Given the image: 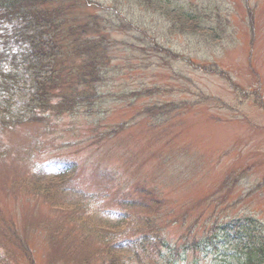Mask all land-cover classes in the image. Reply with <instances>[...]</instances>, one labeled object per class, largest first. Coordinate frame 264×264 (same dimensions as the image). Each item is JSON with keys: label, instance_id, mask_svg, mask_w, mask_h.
Instances as JSON below:
<instances>
[{"label": "rangeland", "instance_id": "obj_1", "mask_svg": "<svg viewBox=\"0 0 264 264\" xmlns=\"http://www.w3.org/2000/svg\"><path fill=\"white\" fill-rule=\"evenodd\" d=\"M92 1L94 11L110 6L124 17L114 14L124 24L102 32L119 72L100 83V99L73 112L0 126V264L124 261L132 252L119 241L137 235L160 248L164 238L186 251L188 264H220L213 247L223 233L214 225L233 224L234 237L264 236V0H182L200 14L208 3L201 15L223 38L203 29L206 41L170 31L133 0ZM87 12L78 6L65 17ZM67 54L55 69L70 92L73 46ZM249 217L261 223L237 221ZM196 240L200 250H183ZM157 247L140 256L157 261Z\"/></svg>", "mask_w": 264, "mask_h": 264}, {"label": "trees", "instance_id": "obj_2", "mask_svg": "<svg viewBox=\"0 0 264 264\" xmlns=\"http://www.w3.org/2000/svg\"><path fill=\"white\" fill-rule=\"evenodd\" d=\"M129 3L131 7L135 5L137 9L144 8V10L153 11L169 23L170 31L183 34L192 33L193 36L203 41L208 39L205 36L208 33L200 31L207 29L212 36L216 29L207 26L210 24H207L204 16L201 15L206 7L205 4L200 9L202 11L200 14L189 8L182 0H133ZM91 4H93L92 0H0V25L5 23L8 25L0 34L1 127L14 126L26 120L36 119L37 116H44L43 112L47 113L51 109H54L58 115L73 112L74 106L78 108L81 103H91L95 99H100V83L107 79L106 75H114L117 67L112 62L110 41L109 44H104L105 37L102 32L111 24L116 26L124 24L123 21L120 23L114 21L112 19L114 14L121 20L124 17L116 8L113 9L110 6L104 8L103 13H98L94 11V5L90 7ZM78 6L85 7L88 12L84 16L80 15L82 18L79 21L66 20L67 12L75 14L74 9ZM140 32L144 33V31ZM62 34L64 36L60 37ZM133 38L137 40L140 37H137L135 33ZM212 38L222 39L223 37L218 34L217 37L212 36ZM150 40L156 41L154 37ZM68 46H73L76 60L75 74L70 73L71 79H65L67 90L71 89L70 92L62 91L55 69L56 64L68 58ZM15 47L18 49L14 51ZM150 47L158 53L165 52L162 45L155 44ZM165 54L174 59L178 57L172 52ZM191 61L204 73H208L211 69L200 61L196 62L194 59ZM73 69L74 66L69 69V72ZM97 82L99 84L94 89V84ZM79 86L87 88L90 93L85 96L79 95ZM61 104L69 105L61 107ZM60 182L58 179V186ZM54 187L56 184L52 181L48 189ZM45 193L49 196L48 190ZM237 221L244 222L245 226L249 227L254 222L261 223L252 217ZM239 222H235L236 226H241ZM153 224L156 225V223ZM230 228L233 229L234 225H214L210 229L219 237L218 234L223 233L221 243L213 247L220 264H233V261L237 264H264L263 234L257 236L247 232L242 235L237 231L234 237L228 233ZM95 232L96 235L101 236L100 238L103 237L101 230H95ZM108 237L110 236L106 238ZM148 239V236L137 235L123 241L120 240L119 247L124 246L125 250L132 252V255L119 262L113 258L108 261L104 260V264H131L133 261L137 264H159V262L188 264L192 262L187 259L186 251L177 252L175 246L164 238L158 239L163 248L157 247L156 242L152 241L146 246L145 242ZM212 242L213 240L209 241L205 246L206 255L211 253ZM155 247L159 249L157 261L154 262V260L140 256L141 252L146 253V248L153 250ZM202 247V240L186 241L182 246L183 250H200ZM219 247L227 249L221 253L218 250ZM195 259V264L201 263L198 257ZM88 262L89 260L86 259L85 264Z\"/></svg>", "mask_w": 264, "mask_h": 264}]
</instances>
